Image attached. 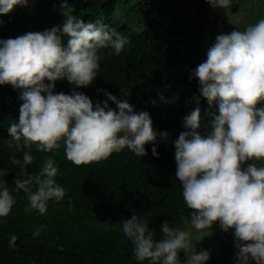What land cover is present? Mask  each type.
I'll list each match as a JSON object with an SVG mask.
<instances>
[{"label":"clouds","instance_id":"9594fccd","mask_svg":"<svg viewBox=\"0 0 264 264\" xmlns=\"http://www.w3.org/2000/svg\"><path fill=\"white\" fill-rule=\"evenodd\" d=\"M32 1L37 0H0L2 30L6 15ZM45 1L53 6L47 13L59 20L50 29L7 36L0 32V235L1 231L15 233L9 246L18 245L19 264H61V250L69 254V262L63 264H126L121 261L124 238L132 249L130 264H206L221 258L236 264L225 255L235 244L226 240L233 233L237 264H264V107H260L264 19L243 31L218 35L208 45L205 62L188 54L190 62L179 69L171 66L192 84L189 104L195 109L179 120L176 129L174 116L169 115V128L161 131L156 113L173 106V97L164 94L136 103L126 91L143 93L146 76L158 84L153 76L155 62L147 63L141 54L161 37L170 36L167 20L156 14L172 1L147 0L144 8L143 0ZM112 3L117 9L115 19L105 10ZM201 3L209 12L218 7L220 20L228 18L225 23L244 22L245 18L228 21L230 11L237 10V0ZM119 16L125 22L118 23ZM26 20L31 16L21 21ZM187 36L183 31L173 40ZM168 50L165 46L157 54ZM160 66L165 72L167 65ZM68 82L73 91L65 94ZM99 83L122 89L95 92ZM174 158L177 169L172 168ZM115 160L139 162L135 167L158 181L155 191L162 201H182L192 210L186 224L201 234L194 238L187 228L165 221L157 239L147 216L126 201L113 199L119 204H111L103 198V180L95 182L92 202L99 199L100 203L86 227L103 236L98 217L119 218L115 223L121 226H115L120 228L121 242L110 238L109 243L97 236L73 239L72 221L67 230L32 222L33 217L43 218L45 224L54 222L48 202L66 196L58 184L60 166L98 168ZM166 167H171V176L161 173ZM69 169L61 170V180ZM217 222L225 232L231 231L218 240L211 230L221 253L210 258L207 250L196 251L194 241L204 238L202 230L212 239L204 229ZM7 259L8 253L0 254V264Z\"/></svg>","mask_w":264,"mask_h":264},{"label":"trees","instance_id":"16d2710c","mask_svg":"<svg viewBox=\"0 0 264 264\" xmlns=\"http://www.w3.org/2000/svg\"><path fill=\"white\" fill-rule=\"evenodd\" d=\"M59 1V0H58ZM74 1V0H72ZM96 3L101 0H94ZM113 1V0H112ZM110 1L109 3H111ZM143 0L141 6H146ZM168 1V0H163ZM172 4H167V8L159 10L160 13L156 14L158 18H164L167 20L164 24L165 29L170 32L169 37H161L160 42L152 45L150 50L143 52L141 56L147 61V63H154L153 76L157 83L148 76L145 80V91L141 94H133L126 91L136 103L147 102L150 98L156 99L167 94L174 99L173 106H166L165 111L162 113H156V126L161 128V131H166L169 128L168 121L170 120L169 115L174 116L175 129L179 125V120L183 119L195 109V106H190L189 97L191 94L192 84L184 73H179L174 68H180L183 62H190L188 54H195L196 59L199 57L200 63L207 60L208 45L216 42V37L220 34H228L233 30L243 31L247 26L255 24L258 16L264 18V13L258 16H254L253 19H244V22L238 26L237 24H229L226 22L228 19L225 17L223 21L220 20L218 15V7L212 6V12H209V7L201 3V0H180L177 3L175 9H171V6L177 2V0H170ZM45 11L41 14L38 10ZM260 9V7H259ZM258 9V10H259ZM53 6L50 1L37 0L32 1L31 5L24 9H19L12 16L6 15L5 25H0V32L7 36L13 33H22L24 31H45L50 29L48 26L52 23L55 24L58 20L57 15H51L47 12L52 13ZM105 10L111 14L112 18L115 19L117 9L114 3L105 6ZM264 12V7L261 8ZM55 13L60 15L59 11L55 9ZM31 16V20L21 21L26 17ZM2 14H0V18ZM176 19L175 21H172ZM185 20L187 23H180L179 20ZM118 23L125 22L119 16L117 18ZM258 22V21H257ZM135 25L139 22L135 21ZM188 34L185 40L174 41L173 39L183 33ZM165 46H169L167 53L157 54V52L163 51ZM153 54L154 57L151 55ZM167 65L165 72L161 69L160 64ZM172 66V67H171ZM183 72V71H182ZM187 72V71H185ZM71 83H65L64 89L65 94L73 91ZM122 89L121 85L99 83L95 92L106 90L115 91ZM260 107H264V102L260 103ZM137 163L132 165L122 162L121 160H115L112 164H104L98 168H80L74 166V164L60 166V179L58 184L65 188L66 196L63 201L56 202L50 200L48 206L50 214L54 222L45 221L43 218L33 217L32 222L44 226V228L55 229L60 227L63 230H67L70 221L73 223V228L69 230L72 232L71 238H80V236H97L104 241L111 242L114 239L115 242H121L119 226L116 228L115 223L119 218H103L98 217L100 220L99 228L101 230L98 235V231L95 234L87 226V223L93 221L96 217L94 211L95 205L100 203V200L92 202L95 188V182L100 183L104 181V188L101 192L104 199H108L111 204L116 203L113 199L119 201H126L130 206L137 211L139 214H143L149 218V228L156 232V238L159 239L162 236L161 226L165 221H168L170 226L178 227L182 230H186V220H190L192 210L187 206L184 207L182 201H175L167 204L162 201L156 191L155 185L158 183L146 170L139 167H135ZM67 174L61 180V170L69 168ZM173 169H177V163L174 158ZM161 173L163 175H172L171 167L164 168ZM126 204V203H125ZM128 206V204H126ZM131 208V209H132ZM46 225V226H45ZM121 226V225H120ZM215 230V237L221 240L225 237V232L220 228L217 222L211 228L204 229ZM6 231H1L0 235V254H7L8 259L3 264H19L22 260L21 252L18 245L15 247L9 246V240L11 235ZM111 238V239H110ZM91 239V238H90ZM88 239V240H90ZM69 252L73 253V246L71 242H68ZM226 258V257H225ZM181 263L185 260V255L180 253ZM121 261L126 264L132 263V249L129 242L124 238L121 248ZM69 262V254L61 250V264ZM206 264H233L228 258L226 259H214L210 263Z\"/></svg>","mask_w":264,"mask_h":264},{"label":"rangeland","instance_id":"374dc122","mask_svg":"<svg viewBox=\"0 0 264 264\" xmlns=\"http://www.w3.org/2000/svg\"><path fill=\"white\" fill-rule=\"evenodd\" d=\"M260 7V9H259ZM264 7V0H237V10L234 12L230 11L229 13V22H235L240 19L243 20V18H246L248 20L253 19L254 16H258L263 14L264 12L261 10V8ZM259 9V10H258ZM260 19H264L262 16H258L257 21ZM256 21V22H257ZM206 131V130H205ZM248 163H251L249 161ZM246 166V165H245ZM187 230L191 231L193 234V237L195 238L197 235H200L201 233H197V231L192 228L191 224L187 226ZM209 232L212 234V239H210L202 230V235L204 238L199 241H194L195 248L197 249L196 251L199 252L201 250H207L210 253V258L215 257L221 253V248L217 244L213 233L211 230ZM227 241H232L235 242V244L230 248V250L225 251V255L230 257V259L234 263H238V258H237V248L235 247L236 245V239L233 234H230L226 237ZM213 252V253H212ZM251 264H255V261H252Z\"/></svg>","mask_w":264,"mask_h":264}]
</instances>
